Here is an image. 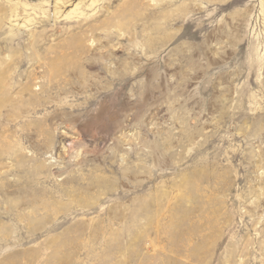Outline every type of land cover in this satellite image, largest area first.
I'll use <instances>...</instances> for the list:
<instances>
[{"label": "rangeland", "instance_id": "obj_1", "mask_svg": "<svg viewBox=\"0 0 264 264\" xmlns=\"http://www.w3.org/2000/svg\"><path fill=\"white\" fill-rule=\"evenodd\" d=\"M0 264H264V0H0Z\"/></svg>", "mask_w": 264, "mask_h": 264}]
</instances>
